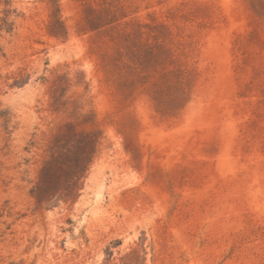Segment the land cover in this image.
I'll return each instance as SVG.
<instances>
[{
  "label": "rangeland",
  "instance_id": "obj_1",
  "mask_svg": "<svg viewBox=\"0 0 264 264\" xmlns=\"http://www.w3.org/2000/svg\"><path fill=\"white\" fill-rule=\"evenodd\" d=\"M89 4L171 76L116 89ZM0 264H264V0H0Z\"/></svg>",
  "mask_w": 264,
  "mask_h": 264
},
{
  "label": "trees",
  "instance_id": "obj_2",
  "mask_svg": "<svg viewBox=\"0 0 264 264\" xmlns=\"http://www.w3.org/2000/svg\"><path fill=\"white\" fill-rule=\"evenodd\" d=\"M51 4L53 9L50 15L49 33L54 37L63 36L67 34L66 25L59 17L57 6H54L52 2ZM136 27L138 29L142 28L140 24L135 25L121 21L106 5L97 8L92 4L86 7L82 19L78 23V32L90 35L89 50L97 59V63L102 70L113 80L118 90H124L127 80H131L134 85L145 81L147 78H152L151 76L154 73L161 79L171 76L165 68L169 65L160 64V58L164 61H170L174 56L165 51L163 46H161V55L153 49V46L150 47L151 49L147 47L146 55H142L144 49L131 44L132 41L130 42L133 36H130V34L132 31L134 32ZM136 31L139 35H142L140 31ZM137 33L134 32V35H138ZM143 62H145V68H143ZM153 85L155 86V84ZM88 114L91 117L88 123V126H90L89 144L92 146L89 150V158L82 160L80 166L73 168L70 176L72 182L78 180L85 167L91 163L97 154L94 142L100 134L103 123L96 119L94 113L89 112ZM38 193L37 186L35 198L40 202Z\"/></svg>",
  "mask_w": 264,
  "mask_h": 264
},
{
  "label": "snow or ice",
  "instance_id": "obj_3",
  "mask_svg": "<svg viewBox=\"0 0 264 264\" xmlns=\"http://www.w3.org/2000/svg\"><path fill=\"white\" fill-rule=\"evenodd\" d=\"M145 179H147V177L145 176Z\"/></svg>",
  "mask_w": 264,
  "mask_h": 264
}]
</instances>
